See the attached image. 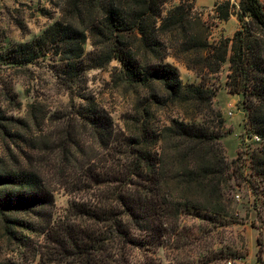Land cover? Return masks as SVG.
<instances>
[{
  "label": "trees",
  "instance_id": "16d2710c",
  "mask_svg": "<svg viewBox=\"0 0 264 264\" xmlns=\"http://www.w3.org/2000/svg\"><path fill=\"white\" fill-rule=\"evenodd\" d=\"M48 1L60 19L40 43L18 44L9 57L24 65L60 57L57 76L69 103L50 114L35 100L25 118L0 108V249L38 247L37 264H163L155 254L179 237L184 210L227 212L225 189L242 175L221 145L224 118L206 82L226 62L228 91L241 96L262 140L252 164L264 178V6L241 0L239 29L212 41L196 0ZM234 9L230 1L216 4L217 19L228 21ZM88 40L93 50L86 55ZM171 57L201 81L185 84L167 64ZM114 60V88L133 101L123 127L86 81L88 70ZM56 183L72 201L54 222L47 209ZM25 231L44 235L42 245ZM24 258L0 264H26Z\"/></svg>",
  "mask_w": 264,
  "mask_h": 264
},
{
  "label": "rangeland",
  "instance_id": "374dc122",
  "mask_svg": "<svg viewBox=\"0 0 264 264\" xmlns=\"http://www.w3.org/2000/svg\"><path fill=\"white\" fill-rule=\"evenodd\" d=\"M225 1L235 6L234 15L226 22L217 19L215 10L216 4ZM54 2L58 3L59 0ZM261 2L264 6V0ZM240 3L241 0L195 1L198 12L212 26V41L232 38L239 29L237 14ZM60 16L58 9L48 0H0V108L5 109L8 115L25 118L27 105L35 100H40L50 114L69 103L62 83L64 77L57 76L58 72L63 73L60 57L53 58L49 54L27 65L13 63L9 57L10 51L18 44L40 43L44 32ZM45 48L49 50L47 45ZM92 50V42L88 40L86 55ZM167 64L178 69L185 84H198L201 81L174 58H168ZM115 67H120L116 60L104 69L88 70L86 81L88 91L110 112L116 125L123 127V118L132 109L133 101L131 95L114 88L111 74ZM229 67V62L224 63L219 73L206 77V82L215 93L213 106L224 118L221 145L229 162L238 159L237 165L242 175L237 173L225 189L229 202L227 212L212 214L184 210L179 237H174L165 247H159L155 254L163 264H264V178L256 174L252 164V155L262 146V140H255L258 135L248 125L247 110L234 103V98L229 95ZM12 97L21 102L20 109H15L10 103ZM167 114H177V111L170 109ZM53 196L54 205L49 206L47 212L52 213L54 222H57L66 216L72 196L60 183L54 184ZM24 236L35 238L42 245L44 235L39 231H25ZM12 247L3 246L0 258L14 257L20 260L24 255V263H38L35 257L38 247H22L21 250L15 247V251H11ZM260 256L263 262L259 260Z\"/></svg>",
  "mask_w": 264,
  "mask_h": 264
},
{
  "label": "crops",
  "instance_id": "0c3cea01",
  "mask_svg": "<svg viewBox=\"0 0 264 264\" xmlns=\"http://www.w3.org/2000/svg\"><path fill=\"white\" fill-rule=\"evenodd\" d=\"M199 1H201V0H199ZM202 1H209V0H202ZM212 1L215 2L216 0H212ZM229 95L234 98V100H233L234 103H239L240 104V101H241V96L240 95L231 94V93ZM231 105L232 104H230V106Z\"/></svg>",
  "mask_w": 264,
  "mask_h": 264
},
{
  "label": "built area",
  "instance_id": "2783aa9c",
  "mask_svg": "<svg viewBox=\"0 0 264 264\" xmlns=\"http://www.w3.org/2000/svg\"><path fill=\"white\" fill-rule=\"evenodd\" d=\"M255 140H256V141H261V138H260L259 136H256V137H255ZM229 264H231V262H230Z\"/></svg>",
  "mask_w": 264,
  "mask_h": 264
}]
</instances>
